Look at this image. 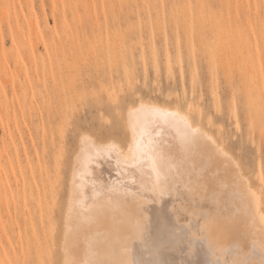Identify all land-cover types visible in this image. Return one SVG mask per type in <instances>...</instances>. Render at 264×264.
<instances>
[{
    "label": "rangeland",
    "instance_id": "obj_1",
    "mask_svg": "<svg viewBox=\"0 0 264 264\" xmlns=\"http://www.w3.org/2000/svg\"><path fill=\"white\" fill-rule=\"evenodd\" d=\"M140 100L212 133L264 199V0H0V264H63L82 137L126 149Z\"/></svg>",
    "mask_w": 264,
    "mask_h": 264
},
{
    "label": "bare ground",
    "instance_id": "obj_2",
    "mask_svg": "<svg viewBox=\"0 0 264 264\" xmlns=\"http://www.w3.org/2000/svg\"><path fill=\"white\" fill-rule=\"evenodd\" d=\"M127 119L124 150L82 137L63 264H261L264 199L237 159L178 108L140 100Z\"/></svg>",
    "mask_w": 264,
    "mask_h": 264
},
{
    "label": "snow or ice",
    "instance_id": "obj_3",
    "mask_svg": "<svg viewBox=\"0 0 264 264\" xmlns=\"http://www.w3.org/2000/svg\"><path fill=\"white\" fill-rule=\"evenodd\" d=\"M217 110L220 111L219 107H218ZM184 124H185V126H186L187 131H188V134H189L190 136H193V138H194V134L198 133V132H199V129H197V128H193V127L191 126V124L187 121L186 118L184 119ZM235 126H236L237 128H239V118H238V117H237V123H236ZM234 163H235V162H234ZM235 167L238 169V168L240 167L239 163H235ZM262 170H264V169H262ZM249 191H251V190L249 189ZM253 195H254V194H253ZM262 251H264V249H262ZM261 264H264V260L261 261Z\"/></svg>",
    "mask_w": 264,
    "mask_h": 264
}]
</instances>
